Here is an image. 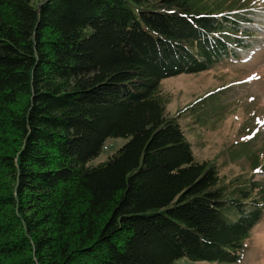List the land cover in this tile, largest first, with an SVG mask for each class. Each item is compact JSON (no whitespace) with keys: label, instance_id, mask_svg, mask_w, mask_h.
Segmentation results:
<instances>
[{"label":"trees","instance_id":"16d2710c","mask_svg":"<svg viewBox=\"0 0 264 264\" xmlns=\"http://www.w3.org/2000/svg\"><path fill=\"white\" fill-rule=\"evenodd\" d=\"M244 2L0 0V264L240 260L264 182L196 159L160 82L235 52Z\"/></svg>","mask_w":264,"mask_h":264},{"label":"rangeland","instance_id":"374dc122","mask_svg":"<svg viewBox=\"0 0 264 264\" xmlns=\"http://www.w3.org/2000/svg\"><path fill=\"white\" fill-rule=\"evenodd\" d=\"M242 10L253 20L240 25L244 43L235 52L209 70L163 79L160 89L169 96V115L183 110L178 123L194 157L213 161L224 180L238 178L234 184L246 185L245 190L250 182H264V0H245ZM124 142L108 140L93 163L106 160ZM245 242L235 264H264V212ZM175 264L230 263L184 257Z\"/></svg>","mask_w":264,"mask_h":264}]
</instances>
